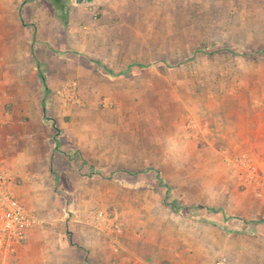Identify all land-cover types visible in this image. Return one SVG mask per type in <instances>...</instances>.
<instances>
[{
	"label": "rangeland",
	"instance_id": "rangeland-1",
	"mask_svg": "<svg viewBox=\"0 0 264 264\" xmlns=\"http://www.w3.org/2000/svg\"><path fill=\"white\" fill-rule=\"evenodd\" d=\"M0 11L29 48L0 74V169L37 218L0 264H117L135 239L174 264H264V0Z\"/></svg>",
	"mask_w": 264,
	"mask_h": 264
},
{
	"label": "crops",
	"instance_id": "crops-1",
	"mask_svg": "<svg viewBox=\"0 0 264 264\" xmlns=\"http://www.w3.org/2000/svg\"><path fill=\"white\" fill-rule=\"evenodd\" d=\"M9 12H4V11H0V19H4L5 22L3 23V25H0V74L3 73L4 71H2V68H9L11 63L14 61H22V60H28V55L27 52L29 50V48H27L26 46V41L27 39H25L24 37L22 38V36L20 35L21 31L18 30V32L16 33V36L12 35L11 30L12 29H8L7 27V19L9 18ZM14 33V32H13ZM23 39V40H22ZM25 42V43H23ZM30 50L32 51V48L30 47ZM33 53V51H32ZM33 57L35 58V54ZM22 65V64H21ZM1 126V125H0ZM2 128V127H1ZM31 232H33V229H30L28 231V237L27 239L31 236ZM27 242V240L25 241ZM24 242V243H25ZM140 242H142L140 239H135L134 241L128 242V243H124L123 247H121V251L120 253H116V258H117V264H174V261L172 262V260H170L169 258H167L168 260L166 262H164L165 260H160L159 257L156 258L154 256H150V260L146 258L145 255H143V251L145 253V246H143ZM153 247V244H149V246ZM26 247V244H21L19 247H17L9 256L7 257H3L4 260H6L7 258H9L10 256H12L13 254L17 253H21L22 251H24V248ZM26 250V249H25ZM40 251H41V255H40ZM38 252V254L40 255L39 257V263L40 264H48L50 257H48L45 254V251L40 250ZM100 253L102 254V250H99ZM221 254V253H220ZM219 254V255H220ZM218 255V257H219ZM217 257V258H218ZM58 260H60V258L58 257ZM65 259L62 260V263L60 264H64L63 261ZM76 260V258H71L69 260V262L74 263ZM192 260V259H191ZM190 260V261H191ZM169 262V263H168ZM185 264H190L189 261L185 262Z\"/></svg>",
	"mask_w": 264,
	"mask_h": 264
},
{
	"label": "built area",
	"instance_id": "built-area-1",
	"mask_svg": "<svg viewBox=\"0 0 264 264\" xmlns=\"http://www.w3.org/2000/svg\"><path fill=\"white\" fill-rule=\"evenodd\" d=\"M7 177L0 169V255L4 258L27 240L30 227L37 222L32 210L12 191ZM213 264H230L229 256L221 253Z\"/></svg>",
	"mask_w": 264,
	"mask_h": 264
},
{
	"label": "trees",
	"instance_id": "trees-1",
	"mask_svg": "<svg viewBox=\"0 0 264 264\" xmlns=\"http://www.w3.org/2000/svg\"><path fill=\"white\" fill-rule=\"evenodd\" d=\"M97 63H98L99 65H102V63L99 62V61H97ZM104 68H105L109 73H114V72H112V70L108 69L106 66H104ZM123 73H124V72H120L119 74H123ZM164 185H166V184H164ZM174 206H175V204H174ZM173 208L178 209V208H176V207H173ZM140 243H141L143 246H145V253H144V251L142 252L143 255H145L146 258L150 260V259H151V258H150L151 254H152V256H154L153 252H151V249L154 250V248H153L151 245L149 246V244H146V243H143V242H140Z\"/></svg>",
	"mask_w": 264,
	"mask_h": 264
},
{
	"label": "water",
	"instance_id": "water-1",
	"mask_svg": "<svg viewBox=\"0 0 264 264\" xmlns=\"http://www.w3.org/2000/svg\"><path fill=\"white\" fill-rule=\"evenodd\" d=\"M77 4H83L85 2H87V0H76Z\"/></svg>",
	"mask_w": 264,
	"mask_h": 264
}]
</instances>
